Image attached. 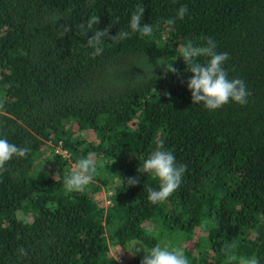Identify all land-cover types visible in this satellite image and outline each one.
Masks as SVG:
<instances>
[{"label": "trees", "instance_id": "1", "mask_svg": "<svg viewBox=\"0 0 264 264\" xmlns=\"http://www.w3.org/2000/svg\"><path fill=\"white\" fill-rule=\"evenodd\" d=\"M137 5L153 33L106 39L93 58L79 26L130 32ZM182 7L184 19L166 25ZM93 15L100 23L88 30ZM205 38L229 54V78L251 93L245 105L192 103L179 49ZM0 105V138L30 148L0 170V264H117L110 247L162 238L170 249L190 243L181 250L192 264H227L229 253L264 264V0H0ZM48 144L65 154L50 149L57 177L34 171ZM157 147L187 170L151 204L147 189L160 182L137 169ZM89 152L101 159L92 183L66 191L64 169Z\"/></svg>", "mask_w": 264, "mask_h": 264}, {"label": "clouds", "instance_id": "2", "mask_svg": "<svg viewBox=\"0 0 264 264\" xmlns=\"http://www.w3.org/2000/svg\"><path fill=\"white\" fill-rule=\"evenodd\" d=\"M186 7L179 8L175 18H170L164 23L166 25H174L176 20H183L187 14ZM145 8L137 5V8L130 17L127 30H120L114 36H109V27L98 30L95 27L91 36L85 30L82 23L79 27L88 36L87 45L93 49L92 56L102 55L104 51L105 40L120 42L130 37L131 34L139 33L141 36H150L153 33V25L142 23V16ZM100 23V17L93 15L87 22V29L91 30ZM217 45L212 38H205V42L196 45L189 40L183 45L180 51V57L185 65L186 71L191 73L190 78L186 81L187 88L191 92L193 104H203L206 109L216 110L229 101L245 105L248 97L251 95L245 82L240 78H229L228 72L224 68L226 61L230 59L227 52H218ZM199 58H204L203 62ZM171 72L175 73L176 69L171 68ZM165 95H169L165 93ZM2 107V105H0ZM30 148L19 147L14 143H10L6 138H0V170H4L6 164L15 157H25ZM94 152H89L86 157L79 159L72 168L69 176L64 179V187L68 192L83 191L86 186L92 183L94 174L97 172L95 166ZM187 170L186 164H177L176 158L170 151L157 147L137 169L140 174H150L159 180V189L148 188L147 199L151 204L161 203L167 200L181 185L184 173ZM127 187H135L140 183L139 176L128 177L124 181ZM139 245L140 247H137ZM133 248L131 254L135 255L141 251L144 255L141 258V264H190L189 258L185 252L178 248L163 247L160 244L154 245L150 249H145L142 243L133 239L130 241ZM230 248L235 245L230 244ZM20 254L27 255V251L22 247L19 249ZM260 264V260L256 257H237L229 253L227 264Z\"/></svg>", "mask_w": 264, "mask_h": 264}, {"label": "rangeland", "instance_id": "3", "mask_svg": "<svg viewBox=\"0 0 264 264\" xmlns=\"http://www.w3.org/2000/svg\"><path fill=\"white\" fill-rule=\"evenodd\" d=\"M81 135L84 138H87L90 141L96 142V140L93 138V135L89 132H81ZM53 148V152L58 151V147H52L51 145H46L39 153L38 158L35 162V166H34V171L35 172H39L42 169L50 176L52 177H57L60 174V170H59V166L56 163L55 160H53L52 157H50V149ZM101 161L100 158H95V164H97V162L99 163ZM73 165L68 164V167H66L64 170L65 172H68V170L72 171ZM97 197L100 198L103 202V204H107V199H106V193L104 191H100L97 194ZM196 233H198L197 230H195ZM161 246L163 247H168L170 248L171 246V242L168 239L162 238V241H160L159 243ZM174 248H184L186 250H189L190 252V243H184L183 241H180L179 243L177 242L176 246H174ZM133 252V248L130 246V244L124 246V247H116V248H109V253L110 255L117 261H119L120 264H125L126 259H129L131 256H133V254H131ZM191 253H193L195 255V253L193 251H191ZM121 260V261H120ZM190 264H192L194 262V260L189 261Z\"/></svg>", "mask_w": 264, "mask_h": 264}, {"label": "built area", "instance_id": "4", "mask_svg": "<svg viewBox=\"0 0 264 264\" xmlns=\"http://www.w3.org/2000/svg\"><path fill=\"white\" fill-rule=\"evenodd\" d=\"M59 151V153L62 155V156H65V154H64V152L63 151H61V150H58ZM116 262H117V264H120L119 263V261H117V260H115ZM121 261V260H120Z\"/></svg>", "mask_w": 264, "mask_h": 264}]
</instances>
